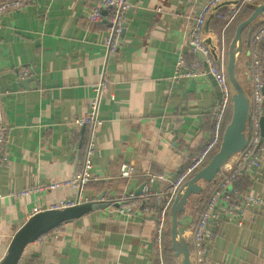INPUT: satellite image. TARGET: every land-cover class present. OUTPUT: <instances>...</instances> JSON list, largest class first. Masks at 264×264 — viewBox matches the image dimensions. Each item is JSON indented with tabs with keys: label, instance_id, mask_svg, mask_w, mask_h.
<instances>
[{
	"label": "crops",
	"instance_id": "1",
	"mask_svg": "<svg viewBox=\"0 0 264 264\" xmlns=\"http://www.w3.org/2000/svg\"><path fill=\"white\" fill-rule=\"evenodd\" d=\"M204 1L129 0L118 47L111 53L105 44L107 19H87L97 0H32L3 15L0 101L6 132L0 148V260L13 233L33 213L63 203L96 201L98 195L108 203L136 193L147 173L166 177L152 184L154 193L163 192L170 185L167 181L172 182L201 153L214 129L218 91L207 74L178 78L174 72L180 54L182 69L195 61L204 69L188 43ZM239 12L240 8L228 23L214 16L208 32L202 26L203 40L210 38L215 47L219 44L225 65L228 45L241 21L235 22ZM247 61L250 56L241 54L235 69L249 95ZM102 79L106 93L97 112L98 152L91 157L92 177L79 200L70 181L82 162L85 128L73 120L87 115L93 85ZM255 154L259 165L245 160L232 186L262 201L236 199L214 224L206 245L208 264H264V137L260 140V133ZM121 163L133 165L134 174L119 177ZM222 176L219 173L209 184V191ZM50 184L55 186L49 188ZM202 186L186 205L192 217L193 202L207 187ZM119 207L117 202L108 203L49 231L25 246L18 264H158L155 216L134 210L120 213ZM164 251L165 246V258ZM171 258L178 262L173 252Z\"/></svg>",
	"mask_w": 264,
	"mask_h": 264
},
{
	"label": "built area",
	"instance_id": "2",
	"mask_svg": "<svg viewBox=\"0 0 264 264\" xmlns=\"http://www.w3.org/2000/svg\"><path fill=\"white\" fill-rule=\"evenodd\" d=\"M32 0H1L0 1V22L3 15L13 9L22 8ZM226 0H205L196 17V22L189 33V48L194 53L201 52L208 64L209 70L206 72L199 61H195L192 67L182 69L183 56L180 54L175 62V77H196L210 73L219 87L221 94L220 103L215 115L214 129L210 139L206 142L204 149L200 154L195 156L189 163L184 165L179 171L176 178L173 179L169 187L165 191L154 193L152 191V184L155 180L165 179L164 175L158 173H147L146 180L141 185L138 194L128 192L116 198L119 205L123 199L129 200L126 205L119 207L118 212L126 213L130 210L140 212L144 215H154L156 226L154 230V237L156 241V249L158 255V264H167L163 257L164 236L169 224V210L174 196L179 187L190 178L195 171L202 167L209 159L208 156L213 154L219 147L223 129H224V115L227 106L231 103L232 89L229 84L224 56L221 50L217 51L216 59H213L209 49L203 44L202 26L209 14L214 15L220 19L230 22L238 13L239 5L252 3L256 5L262 0H235L224 4L227 11L224 13L213 10L214 6ZM129 6V0H97L96 4L89 10L87 19L89 22H98L102 18H106L108 22V34L106 37V48L109 53L114 52L118 47L117 37L122 31L123 16ZM104 11V12H103ZM103 12V13H102ZM264 41V24L252 33L250 40V64H251V87H250V107L252 117V136L247 147L241 152L235 154V159L230 158L228 162L222 165L219 173L223 174L217 185L212 189L211 194L200 212L195 225L189 227L184 233L188 242L191 243L192 250H190L189 259L192 264H208L207 260V240L210 236L211 229L214 224L225 217L230 208L235 205L236 199L244 200L248 203H259L262 200L258 196L250 193H240L232 186V182L240 173L244 161L248 164L259 165V155L255 154V149L259 143V118L262 114V103L264 99V53L262 50V43ZM217 47V46H216ZM94 95L88 100V113L85 117H76L73 124L77 127L85 128V140L83 145L82 162L78 168L75 177L70 181L78 190L77 198L80 200V192L86 185V182L92 177L89 169L91 165V157L95 152H98L94 145L96 130L100 124L98 119V106L100 101L105 97L106 81L100 80L93 85ZM1 96V95H0ZM6 126L1 118V101H0V148L5 139ZM233 156V157H234ZM135 172L134 166L128 163H121L117 167V175L119 177H129ZM227 172V174H226ZM55 184H50L48 187L52 188ZM153 195L151 203H145L147 196ZM76 203H63L61 207ZM58 207V208H61ZM39 239V238H38Z\"/></svg>",
	"mask_w": 264,
	"mask_h": 264
},
{
	"label": "water",
	"instance_id": "3",
	"mask_svg": "<svg viewBox=\"0 0 264 264\" xmlns=\"http://www.w3.org/2000/svg\"><path fill=\"white\" fill-rule=\"evenodd\" d=\"M218 3L213 10L217 11L222 5ZM232 2H236L232 0ZM264 1L254 5L249 16L240 21L234 31L228 49L226 52V75L232 89L231 94V114L228 122L225 124L221 141L218 149L211 155L206 163L200 167L193 175L188 178L178 189L174 196L169 210V237L170 247L179 261L176 264H192L189 255V242L184 235L193 222V217L186 213V205L192 195L199 194L202 191V184L212 182L219 174L223 164L228 162L235 154L244 150L252 136V117L250 98L243 85L240 83L236 74V61L240 55L250 56V40L252 32L256 25H259L264 19ZM214 17V13L208 15L204 21V31L208 32L209 22ZM247 28L245 37L242 32ZM203 44L209 49L213 59H216L217 51L220 50L219 44L215 47L210 40L206 38ZM199 57L203 63L204 70L208 72L209 67L204 55L199 52ZM246 65L250 67V62ZM218 91V100L221 94L214 77L207 73ZM264 95V88H263ZM260 140L264 137V99L262 103V114L259 118ZM141 187L136 194L140 192ZM108 203L101 201L98 195L96 201H85L61 208H49L37 211L30 215L13 233L8 244L5 255L0 260V264H18L25 246L58 226L78 219L98 208H104ZM156 219V218H155Z\"/></svg>",
	"mask_w": 264,
	"mask_h": 264
},
{
	"label": "trees",
	"instance_id": "4",
	"mask_svg": "<svg viewBox=\"0 0 264 264\" xmlns=\"http://www.w3.org/2000/svg\"><path fill=\"white\" fill-rule=\"evenodd\" d=\"M239 8H240V12H239L238 16L236 17L235 22L238 21V20H241L242 21L243 19L247 18L249 16V14L252 12V10L254 8V5H252V4H248V5L247 4H242V5L239 6ZM226 11H227V7H225L224 5H222L218 9V12H221V13H224ZM259 19H264V16H261ZM263 24H264V21L262 23H260L259 25H256L254 27L253 32L255 30H257L259 27H261ZM247 30H248L247 28H245L243 30V32H242L243 38L245 37V34H246ZM230 114H231V106H227L226 111H225V115H224V121H223L224 122V125L228 122V120L230 118ZM211 155L208 156V158H210ZM240 174L241 173H239L238 176H240ZM214 180L212 182H214ZM167 182H168V184H171V182H169V181H167ZM212 182L206 183V186L207 187L199 195V197L197 198V200L195 202H193L194 208L196 210V213L193 216V222H192L191 226H194L195 225V222H196V220H197L200 212L204 208V206H205V204H206V202H207V200H208V198H209V196L211 194L210 193L211 190L209 191V188H210L209 187V184L212 183ZM152 201H153V195L147 196L146 199L144 200L145 203H151ZM106 202H108L110 205H113V204H115L116 200H110V201L107 200ZM128 202H129V200L123 199L121 201V203L119 204V206L126 205ZM168 226H169V224H168ZM169 236L170 235H169V229H168L167 232H166V234H165V236H164V246H165L164 255H165V258H167V259H170L171 258L172 252H173L171 250V247H170V237ZM189 247H190V250H192V246H191V243L190 242H189Z\"/></svg>",
	"mask_w": 264,
	"mask_h": 264
},
{
	"label": "rangeland",
	"instance_id": "5",
	"mask_svg": "<svg viewBox=\"0 0 264 264\" xmlns=\"http://www.w3.org/2000/svg\"><path fill=\"white\" fill-rule=\"evenodd\" d=\"M252 5H253V4H252ZM168 227H169V226H168ZM166 232H167V231H166ZM165 234H166V233H165ZM177 261H179V258H177ZM177 261H176V262H177ZM166 262H167V264H176L175 261H173L171 258H170V259H167V258H166Z\"/></svg>",
	"mask_w": 264,
	"mask_h": 264
}]
</instances>
